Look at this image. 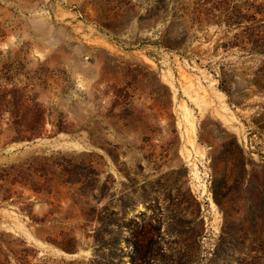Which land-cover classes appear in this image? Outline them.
<instances>
[{"label": "rangeland", "instance_id": "rangeland-1", "mask_svg": "<svg viewBox=\"0 0 264 264\" xmlns=\"http://www.w3.org/2000/svg\"><path fill=\"white\" fill-rule=\"evenodd\" d=\"M263 44L264 0H0L46 118L1 117L0 264H264Z\"/></svg>", "mask_w": 264, "mask_h": 264}, {"label": "trees", "instance_id": "trees-1", "mask_svg": "<svg viewBox=\"0 0 264 264\" xmlns=\"http://www.w3.org/2000/svg\"><path fill=\"white\" fill-rule=\"evenodd\" d=\"M255 41L258 42L259 40ZM257 52L264 53V44ZM0 64V127L2 115L9 112L8 123L10 125L6 130L10 140L17 142L32 140L41 134L46 118L42 105L37 100L39 93L34 92L31 94L35 90V85L30 81L20 85L23 75L27 76L28 79L32 78L29 75L30 71L26 69L25 60L19 56L13 58L9 55L7 60L0 59ZM37 74L38 72H35V75ZM259 87L264 90V86L260 85ZM4 132L5 130H0V134ZM155 230L156 228L151 227V225L144 224L135 232L138 240L133 241L134 252L146 257L152 255V253L145 250L144 241L150 240ZM12 264L23 263L15 262Z\"/></svg>", "mask_w": 264, "mask_h": 264}]
</instances>
